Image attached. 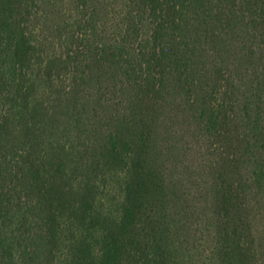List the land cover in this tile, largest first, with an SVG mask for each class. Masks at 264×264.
<instances>
[{"label":"rangeland","instance_id":"rangeland-1","mask_svg":"<svg viewBox=\"0 0 264 264\" xmlns=\"http://www.w3.org/2000/svg\"><path fill=\"white\" fill-rule=\"evenodd\" d=\"M26 1L38 15L22 77L8 49L0 48V186L17 191L22 202L0 209V232L10 245L5 261L92 264L123 213L128 189L137 190L149 175L137 217L144 247L138 264H264V185L254 188L251 180L254 125L247 130L242 123L245 97L226 99L217 134L206 130L203 116L215 97L222 99L212 91L226 86L212 78L215 66L224 65L235 78L242 72L232 66L234 52H224L225 43L191 39L180 50L190 59L188 73L169 77L162 91L148 71H139L144 55L127 50L117 64L108 57L114 39L123 37L127 0H98L96 9L87 0L93 29L85 31L78 8L83 0ZM86 31L93 45L78 64L68 54L77 52V37ZM249 32L240 39H249ZM143 46L144 52L151 48ZM174 85L182 88L174 91ZM17 91L21 97H13ZM114 141L119 156L110 152ZM228 193L236 199L242 193L233 201L237 207L228 204ZM61 195L64 207L53 200V209L60 207L65 230L55 251L45 253L49 247L37 228ZM88 202L94 224L79 215Z\"/></svg>","mask_w":264,"mask_h":264},{"label":"trees","instance_id":"trees-1","mask_svg":"<svg viewBox=\"0 0 264 264\" xmlns=\"http://www.w3.org/2000/svg\"><path fill=\"white\" fill-rule=\"evenodd\" d=\"M91 1H93V6L96 9L99 6L98 0ZM127 3L126 6L129 9L125 14L123 13V18L120 19L121 26L124 28L123 37L120 40L114 39L116 44L110 45V49L113 50L109 52L108 57L111 60L115 59L114 62L117 64L118 59L126 56L127 50H130L131 55L134 56L144 55L146 60L140 64L139 71H148L162 91L170 87L169 84L166 85L169 77H174L175 81L176 76L188 73L187 67L190 66V63L187 60L190 59L189 57L185 58L180 50L187 47L191 39L197 41L202 39L205 43L215 45L225 43V47L221 49L226 53L229 52L228 54L230 51L234 52L236 59H233L232 66L238 67L242 72L239 70L237 72L239 78H235L226 73L224 65L215 66L211 74L213 75L212 78L225 80L226 86L220 91H212L213 95L218 94L222 99L215 97L220 102L215 100L214 104L216 105L210 109L209 113L207 114L206 111L203 113L206 118L205 128L209 133L217 134L223 121L221 112L222 108L225 107L226 99L231 95L245 97L241 101V109L239 108L246 120L242 123L246 125L247 130L250 125H254L252 127L254 129V172L251 180L254 183V188L263 187L264 0H127ZM90 5L92 6L91 3ZM90 5L87 4V0H83V4L78 7L84 10L79 19L80 27L84 31L89 28L87 26H92L93 29V25L87 19L91 9ZM35 8V5L26 0H0V48L4 45L8 49L14 62L13 71L15 75L20 77L24 75L25 64L30 61L29 56L33 51V31L30 28L38 15L35 13ZM95 13L94 11L89 17L93 18L92 15ZM248 30H250L249 39L241 40L239 35ZM146 31L147 35H145ZM89 32L86 31L84 35L81 34L82 39L77 37L80 43L76 49L77 52L72 51L68 54V58L71 60L74 58L78 64L80 63L79 60L86 57L88 49L92 48L93 33L91 32L90 36ZM197 41L192 42L196 43ZM139 42L140 44L137 46ZM144 43L151 47L145 52L142 50ZM5 49H2L3 52ZM242 61L246 63L254 61V66L250 63L246 66ZM130 67L133 71H137L136 65ZM180 68L185 71L182 72ZM156 71L158 72L154 73ZM172 82L173 79L170 83ZM180 88H182L181 85H174L173 90L177 91ZM17 92L14 93L13 97H19V94L21 97L22 94ZM250 92L251 95L248 97ZM10 93L11 91L7 90V94ZM234 102L236 103V101ZM118 150L117 142H112L110 152L119 156ZM150 187L151 178L146 175L142 186L137 190L133 191L131 187L128 189L127 196L125 195L122 200L123 213L114 225L108 228V233L103 241L104 248L101 253L94 255L92 264H138L142 260L144 247H142L143 244H141L137 233L139 230L137 217L141 213L142 201L148 195ZM241 194L236 195L238 199ZM226 196L228 204L237 207L239 203L236 204L233 201L238 199L234 198L233 194L231 196L228 193ZM65 198L61 195L52 199L50 203L52 209L46 216L45 222L37 228L40 233L38 232L36 235L43 237L42 242L49 247L45 253L55 251L54 246L64 233L65 226L57 210L64 207ZM15 199L19 200V203L16 201L18 208L22 207L17 191L10 188L5 190L0 186V209L5 205L8 206L6 208L9 211L12 210L10 207H14L12 203ZM53 200L56 204L57 202L60 204L56 210H54L55 203ZM79 211L83 220L88 219L90 223L94 224L96 220L95 211L90 202ZM6 241L0 232V264H9L5 261L7 253L10 252L8 249L10 245H5ZM163 264H167L166 260Z\"/></svg>","mask_w":264,"mask_h":264}]
</instances>
